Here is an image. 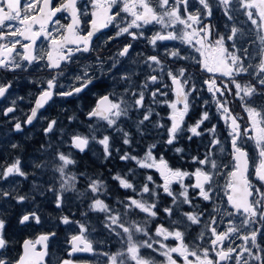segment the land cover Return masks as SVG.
Wrapping results in <instances>:
<instances>
[{
    "label": "snow or ice",
    "instance_id": "obj_1",
    "mask_svg": "<svg viewBox=\"0 0 264 264\" xmlns=\"http://www.w3.org/2000/svg\"><path fill=\"white\" fill-rule=\"evenodd\" d=\"M77 5L78 0H61L55 5L53 0H0V71L27 73L35 65L34 71L49 74L44 79L29 80L38 84L39 92L22 122L12 117L13 131L23 132L24 126L33 125L38 117L43 119L40 110L55 104L57 98L78 97L86 90L104 88L105 76L113 86L122 85L120 91L114 88L98 96L86 113L87 132L73 130L66 134L57 127L56 119L49 120L43 128L44 135L60 133L61 139L55 147L51 141L41 146V156L32 163L31 172L22 166L18 156L11 163L0 165V185H8L0 187V264H47L48 241L56 235L54 231L25 239L21 252L16 257L9 255L10 209L5 204L14 202L23 208L16 218L20 226L40 225L37 197L49 193L57 208L62 209L66 197L72 194L89 199L90 211L104 214L105 227L123 242L121 250L103 254L108 264H264V107L258 109L251 103L254 97L264 96V0H214V4L213 0H194V4L192 0H88L82 8ZM214 6L223 13L224 32L211 22ZM60 13H68L71 22L61 24L57 18ZM82 25L88 26L87 31ZM150 25L156 30L145 36ZM110 26L116 31L105 43L127 36L132 41L145 39L156 50L158 42L178 41L190 52L185 55L179 47H165L163 55L170 63H165L160 54L137 53L141 57L137 61L131 56L133 44L128 42L107 61L97 55L94 64L79 66L67 87L60 84L59 78L66 75L69 65L76 64L84 54L97 51L92 38ZM45 41L47 49L43 47ZM122 58L132 65H142L141 71L126 66ZM180 61L211 74L201 83L212 94L217 112L229 127L230 150L217 137L215 125L202 128L210 118L207 110L194 124L185 125V117L204 89L197 87L196 73L189 67H174ZM145 69L143 79H136ZM218 78L226 79L218 84ZM12 88L13 81L0 82V98L10 95ZM169 92L174 99H167ZM230 97L238 98L247 113L243 126V117L233 114L229 107ZM16 103L13 100L3 110L5 117L16 112ZM203 103L207 105L208 101ZM161 104L171 109L167 125L160 120L153 122L154 116H160L155 106ZM134 114H138L134 124L141 137L149 134V126L164 129L167 146H174L185 132L189 141L208 134L211 139L202 155L182 156L196 167L191 171L173 167L155 151L157 143L147 145L142 156L114 148L111 133L119 134L122 144L133 148V134L125 130L124 122L132 121ZM77 120L75 114L68 117L69 124ZM249 141L254 145L255 156L246 147ZM93 143L102 146L105 161L115 152L119 160L133 161L139 169H154L162 183L147 174L145 182L138 185L131 178L135 169L113 175L119 188L135 194L117 202L122 211L113 208L104 198L109 188L102 175L93 178L74 170L78 164L76 154L90 150ZM61 146L67 151L61 150ZM11 148L18 149L20 145L13 143ZM174 151L185 153L182 147H174ZM226 152L230 157L228 163L222 159ZM49 172L51 176L44 179ZM82 177L87 181L84 191L78 187ZM30 178L31 191L20 194L17 188L21 180ZM162 194L171 199L168 207H159ZM194 199L208 202L211 212L195 211L198 205L193 203ZM26 205L36 207L29 209ZM185 205L189 211H182ZM161 212L169 226L156 223L155 229H151ZM174 213L180 218L174 219ZM136 216L141 218L135 219ZM60 222L79 227V234L71 237L69 256L94 251L85 236L84 224L66 215L60 217ZM222 224L225 226L221 229ZM192 225L199 226L200 231L186 242L185 234ZM169 240L175 243L169 244ZM59 264L73 261L62 259Z\"/></svg>",
    "mask_w": 264,
    "mask_h": 264
},
{
    "label": "flooded vegetation",
    "instance_id": "obj_2",
    "mask_svg": "<svg viewBox=\"0 0 264 264\" xmlns=\"http://www.w3.org/2000/svg\"><path fill=\"white\" fill-rule=\"evenodd\" d=\"M60 2L61 0H53L54 5L59 4ZM87 3L88 0H78L77 6L82 8V6ZM192 3L194 4V0H192ZM213 4H214V0H213ZM89 9H90V5H89ZM57 18L60 20V23L63 25H67L68 23L71 22L68 13L57 14ZM82 19L87 20L88 18L83 17ZM239 19L243 21L244 17L241 16L239 17ZM211 22L221 32L225 31L224 29L225 19L223 13L219 10V8L215 6L213 7V17L211 18ZM82 28L84 31H87L88 26L82 25ZM155 30L156 29L153 28V26L151 25L148 26V28L145 30V36H150L152 32ZM115 31L116 29L110 26L109 28L102 29L100 32H98L92 38L93 47H96L97 51L93 53L84 54L76 64L69 65V67L66 69V75L61 76L59 78V83L67 87L71 83V76L78 73L79 66L85 64H94L95 57L97 55L103 57L107 61L110 57L114 56L117 53V51L123 46L124 43H128V42H131L133 44V49L131 50V56L134 60L141 59V57L136 55L137 53H140L144 56L160 54L161 59L164 60L165 63H170V61L163 55L165 51V47H167L168 49L179 47L181 48V51L185 55H188L190 52V50L186 49V46L179 44L178 41L158 42L156 50H153L151 45H149L147 43V40L145 39L132 41L131 38L127 36H122L118 40H113L105 43V41H107V38L109 36L115 34ZM42 41L43 38H41L40 41H37V45L40 46ZM43 47L47 49L48 44L46 41L43 42ZM192 54L195 55V53ZM122 63H125L126 66L128 67L135 66L132 65L131 61H129L127 58H122ZM140 66L142 68V65ZM176 66L189 67L190 71L196 73L197 87L204 89L199 93L198 98L194 101L188 115L185 117V125L194 124L200 118L202 110H204L201 105L204 104L203 101L207 100L208 104L207 105L204 104V108L208 109L210 118L208 121H205V123L208 128H211L213 125L218 126V124H215V121H217V118L219 116L217 114L219 112H217L216 105L213 103L212 94L208 93L206 91V86L202 85L201 83L203 80L208 79L209 75L211 74H205L203 72H200L198 68L191 67L189 62L186 61H180L178 65H174V67ZM35 67L36 66L33 65V67L30 68L29 72L27 73L0 71V82L13 81V88L10 89V95H7L6 98H0V165L11 163L14 156L20 155V150H22V148H25L32 140V138L27 137L25 133L29 131V129L31 128L34 129L37 125L41 123V119L38 117V119L33 122V125L24 126L23 132L13 131V124L15 123V120H13L12 117L15 116L22 122L25 119L26 114H28L30 112V109L33 107V102L36 98L37 93L39 92L38 84H32L29 82V80L30 79L40 80L47 78L49 75L46 71H34ZM146 71H147L146 69L142 71L140 76L144 75ZM217 76H219V74H217ZM142 79L143 77L141 78V80ZM221 79H226V78H218L217 79L218 84L220 83ZM244 79H248V78L245 77ZM165 80H167V78H165ZM102 82L105 84L104 88H93L91 91L86 90L84 93H81L78 97L74 96L66 99L57 98L55 104H50L46 106L44 109H41L39 116L42 117V115L47 112L49 114H52L50 120L55 119V117L60 118L61 114H64L65 109L73 110L74 108L78 107L80 124L83 129V122H85V119H87L86 113L91 109V107L94 106L98 96L106 91H112L114 88L116 91H119L120 88L122 87V85L113 86V82L107 76L102 78ZM21 96L24 97L23 100L17 99L18 97ZM229 99H230L229 107L232 109L233 114L243 117V119L240 121L241 125L243 126L247 122V113L241 107V102L238 98L230 97ZM13 100L17 101L16 103L17 110L16 112L9 114L8 117H5L3 115V110L8 106H11ZM251 103L253 104V106L257 107L258 109L264 107V96L254 97ZM167 107L168 106L164 104L160 105L161 111ZM167 111L168 110L165 111V115L161 120V122L164 123L165 125L170 123L169 120L167 119V117L169 116V112ZM219 121H220L219 128H221V131H219V129H216V135L221 140V142H224V140L228 137V141L226 142L225 147L226 149L230 150L229 131H227L225 127H223V125H225L224 120L218 119V122ZM47 122L43 121V124H46ZM39 127H43V126H39ZM39 127L36 128L34 132L36 130H39ZM157 133L161 134L158 140L157 149L155 150L158 153V155H163V157L173 167H180L190 171L193 170L196 167V165H193L188 159H182V156H185V154L187 156L202 155L205 151V147L209 144L211 139V137L208 134H205L202 137H193V139L189 141L187 139L188 133L185 132L184 135L178 139V142L174 146H167L164 144V140L167 139V133L165 132V130L160 129V132ZM13 143L20 145V148L12 149L11 144ZM174 147H183L185 149V153L177 154L174 151ZM246 147L250 152V154L252 156H255V148L251 141L247 143ZM136 152L137 150L134 147L133 153ZM82 155H85L87 157L91 156L89 150H86V152L83 153ZM137 155L140 156L141 154L139 153ZM222 159L224 160L225 163L229 162L230 157L227 155V152L224 154ZM93 165L95 166L94 163ZM100 167H103V165H100ZM139 172L141 173V177L143 178L142 179L143 183L145 182L144 176L147 174L153 175V178L154 180H156L157 183H162L159 173H157L154 169L153 170L139 169ZM0 187L7 188V185L6 184L0 185ZM114 188H116L115 192H121V193L123 192L125 194L122 197V199H124L126 196L129 195H135L129 190L120 189L116 181H114ZM167 202L171 203V199L166 195L162 194L160 197L159 207H161L163 203H167ZM193 203L198 205V208L194 209L195 211L204 209L207 210V212H211L212 206L208 202L199 199H194ZM5 206L9 207L10 209L9 219L11 222V227L9 229V236L11 238L12 246L9 255L11 257H16L21 252V244L25 239H36L41 234L54 231L56 235L54 237H51L50 240L48 241L49 256L45 258L47 264H59V261L62 259H70L73 261V264H98L95 256L99 252V249L101 248V244L91 241L87 237L86 233L85 236L92 242L94 251L76 252L73 253L71 256H69L68 253L71 251L72 248L71 237L73 235L79 234V232L65 238V236L67 235L64 226H60L56 228L53 226H47V225L45 226L42 223L40 225L33 224L32 226L25 228L16 223V218L19 215V213L23 211V208H21L18 205H14V202H12L11 205L5 204ZM189 210L190 209L187 205L183 206L182 208V211H189ZM120 211H122V209ZM160 214L163 213L161 212ZM40 215L42 219L44 218L50 219L52 217L48 215H45L44 217L43 214ZM134 218L136 219L137 217ZM138 218L140 219L141 216H139ZM173 218L179 219L180 216L178 213H174ZM156 221L150 225V228L153 230L155 229L156 223L161 222V221H157V222ZM224 226L225 225L222 224L220 228L222 229ZM199 231H200L199 226L192 225V230L190 233L191 238L192 237L195 238L198 235ZM186 233H188V231ZM113 240L115 241V244L111 245L112 248L116 247V249H121L123 247V242L119 238L115 236ZM237 243H240V241H237ZM38 250H39V246H38Z\"/></svg>",
    "mask_w": 264,
    "mask_h": 264
},
{
    "label": "rangeland",
    "instance_id": "obj_3",
    "mask_svg": "<svg viewBox=\"0 0 264 264\" xmlns=\"http://www.w3.org/2000/svg\"><path fill=\"white\" fill-rule=\"evenodd\" d=\"M139 61L138 59H136ZM137 68V71H141V66H133ZM142 76L137 77L136 79L141 80ZM122 88V87H121ZM120 88V90H121ZM119 90V91H120ZM168 100L174 99L173 93L169 92V95L167 97ZM147 103V100H146ZM204 110H207V108H204V104L201 105ZM23 110V109H22ZM168 110L169 112L171 109L169 107L164 108L162 111L160 109V105L155 106V111L160 113L159 117L154 116L153 117V122L156 120H162V118L165 115V111ZM209 112V111H208ZM76 115L78 117L77 121L72 122L69 124L68 122V117L71 115ZM52 114L49 113H44L42 115L43 119H41V123L37 125L34 129L31 128L29 131L25 133V135L29 138H32V140L29 142V144L20 150V155H17L20 157L22 161V166L25 167V169L29 172H31L33 169L31 167L32 163L41 156V152L39 151L42 145H47L49 141H51L52 145L55 147L58 145L60 139H61V134L60 133H55V135L50 134L49 136H45L43 133V128L47 125V121L50 120ZM217 115V121H215V124H218L216 126V129H219L221 131V128H219V123L218 119H222L220 116V113ZM138 114L133 115L132 121H127L124 122V127L126 131H130L133 134L134 138V145L133 148L135 147L137 152L133 153V148L129 149L128 146L123 145L121 141V137L117 133H111L112 135V146L114 148H118L121 150V153L123 151H131L133 155L141 154L140 156L143 155L145 148L147 145L151 143H157L158 146V140L161 134L157 133L160 132V129H155L154 127L149 126L147 129V133L144 137H141L135 128L134 121L137 119ZM55 119L58 121V128H61L64 130L66 134H70L73 130L77 132H87L88 128V121L85 119V122H83V129L80 124V117H79V108H74L73 110L65 109L64 114H61L60 118ZM43 121H46V124H43ZM43 126V127H39ZM39 127V130H34ZM227 131H229L228 125L225 124L223 125ZM202 128H208L206 123L202 125ZM65 140H67V135H64L63 137ZM228 141V137L224 140V145H226V142ZM183 148V147H182ZM61 150L67 151L65 146H61ZM29 153V154H28ZM89 153L91 156L87 157L82 154H76V159L78 160V164L75 167V171L79 174L81 172L85 173L86 176H91L95 178L96 176L102 175L103 179L107 181L108 188H109V193L106 197V202L112 206L113 208L117 210H121L118 201L122 200V197L125 195L123 192H115L116 188H114V180L112 179L113 175L117 173L124 174L128 171V169H135V176L131 177L135 183L142 184L143 183V178L141 177V173L139 172V168L136 167L135 162L133 161H121L119 160V155L117 153H113V157L110 160L105 161L103 159V151H102V146L99 144H90V150ZM17 156H14L13 159H15ZM26 156V157H25ZM139 156V155H138ZM93 161V162H91ZM95 164V166L93 165ZM100 165H103V167H100ZM51 176V173L49 172L47 177H44V179H47L48 177ZM87 181L85 178H80L78 187L81 191H84L86 187ZM7 185V184H6ZM8 187V185H7ZM121 189V188H120ZM17 191L20 194H26L31 191V178L28 181H23L21 180ZM114 192V193H113ZM165 202V201H164ZM38 205V213L43 214L44 217L45 215L52 216L50 219L44 218L42 219L43 225L47 226H53V227H60L64 226L65 231H66V237L71 236L75 233L79 232V227L77 224L73 223L70 225H63L60 222V217L61 216H69L70 220L73 221H79L80 223L84 224L87 228V237L94 242H97L98 244H101V248L99 249V252L96 254L95 258L98 264H108L107 257L103 255L104 253H115L118 250L121 249H116L112 248L111 245L115 244V241L113 238L115 235L111 233L106 227H105V220H104V214L102 213H97V212H92L88 208V204L90 203V200L87 198H76L74 195L69 194L64 202V205L62 209L57 208L55 206V203L53 202V197L51 193H49L47 196H39L37 197L36 201ZM171 203H163L161 208L163 207H168ZM21 207V206H20ZM29 209L36 207V205H26ZM87 213V215H85ZM163 213V212H162ZM55 216V217H54ZM136 219H139V216H136ZM164 218V219H162ZM157 221H161L160 223H163L166 227L169 226V222L167 218L164 216V214H160L159 218ZM156 221V222H157ZM183 230V229H182ZM192 230V226L188 230V233L185 234L186 242L193 239L191 238L190 233ZM169 244L175 243L172 240L168 241ZM158 260H162V257H157Z\"/></svg>",
    "mask_w": 264,
    "mask_h": 264
}]
</instances>
